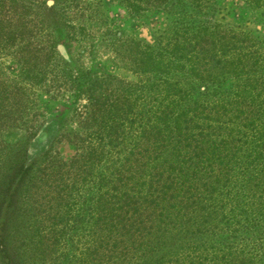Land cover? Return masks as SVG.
<instances>
[{
    "label": "rangeland",
    "instance_id": "1",
    "mask_svg": "<svg viewBox=\"0 0 264 264\" xmlns=\"http://www.w3.org/2000/svg\"><path fill=\"white\" fill-rule=\"evenodd\" d=\"M15 3L27 8L21 11L19 7L17 12L25 14V26L18 24L14 16L3 35L17 37L22 32L24 43H29L27 50H35L38 57V65H32V71L42 70L45 75L32 80L34 85L28 87L26 112L0 126V152L24 143L49 119L61 118L60 129L48 159L37 172L35 185L30 193L23 192L20 199L24 201L21 209L26 225L24 243L30 246L26 263L95 264L94 252L106 234L104 225L96 222L101 216L100 200L114 194L110 190L111 174L117 178L121 162L129 154L132 161L136 159L131 152L137 150L141 125L159 98L158 91L150 85L154 76L145 55L158 51L163 54L176 51L179 55L177 47L182 48L186 36L184 28L177 33L179 36L174 30L183 19L182 9L145 7L132 13L123 0H16ZM10 4L7 0L6 5ZM201 7L203 18L218 24L221 31L239 36L234 43L236 50L243 43L241 36H247L244 46L251 53L249 81L233 79L231 73L227 74L225 62L220 60L213 70L218 86L214 99L231 101L233 110L229 119L223 117L228 125L217 123L216 132L220 136H235L237 142L244 138L239 133L245 132L248 140L256 143L248 147L251 153L255 148L251 159L245 157L246 145L237 143L234 150L240 149L242 155L236 166L239 168L236 179L228 184L232 197L211 201L208 214L199 215L198 224L207 228L199 237L202 243L198 242H205L198 252L200 264H264V217L258 215L254 222L250 215L260 194L256 186L264 184V176L253 178L243 196L238 193L241 184L250 177L251 168L264 163V0L260 5L248 0H209ZM19 37L13 46L0 43V76L5 79L19 76L17 60L26 52L17 47ZM57 41L62 50L52 62L46 53ZM222 51L219 47L218 54H223ZM81 72L91 73L94 84L79 93L70 78ZM246 90L249 96L245 99L242 94ZM240 107L249 117L246 127L236 119ZM110 137L113 141H109ZM93 149L97 154L92 158ZM4 168H0V184ZM56 173L60 180L54 183L50 176ZM37 229L44 243L40 251L35 249ZM233 237L237 238L236 244H228L227 240Z\"/></svg>",
    "mask_w": 264,
    "mask_h": 264
},
{
    "label": "trees",
    "instance_id": "2",
    "mask_svg": "<svg viewBox=\"0 0 264 264\" xmlns=\"http://www.w3.org/2000/svg\"><path fill=\"white\" fill-rule=\"evenodd\" d=\"M8 1L12 5H6L7 0H0V43L13 46L20 36L17 47H20V52H26L18 57L20 68L16 79L0 76V126L7 119L14 121L15 115L26 112L28 87L34 85L32 80L45 75L42 70L32 71V65H38V57L35 50H27L29 43H24L22 32L17 37L6 38L3 35L8 21L14 16L18 24L25 26V14L17 12L19 7L21 11L27 8L19 6L16 0ZM123 1L132 13H139L145 7L164 10L180 7L183 19L176 23L174 31L179 36L177 33L184 28L186 37L182 48L177 47L179 55L176 51L169 54L147 52L145 55L152 67L149 71L154 76L150 85L158 91L159 98L150 116L141 125L137 150L131 152L132 155L135 153L136 159L132 161L129 154L121 162L117 178L111 174L113 186L110 190L114 194L108 198L103 196L100 200L101 216L96 222L104 225L106 234L98 242L100 245L94 252V262L200 264L198 252L204 248L205 242L201 244L199 237L207 228L198 224L199 215L208 212L211 201L232 197L228 184L236 179L239 169L236 166L242 155L240 149L234 150L239 145L237 143L246 145V158L251 159L255 153L254 147L252 153L248 147L256 142L248 140L247 133H239L244 138L237 142L234 141L235 136H220L216 132L217 123L228 125L223 119H229L233 110L231 101L217 102L214 99L218 86L213 70L217 69L219 60L225 62L227 74L231 73L233 79L243 83L249 81L250 72L247 70L250 68L251 53L248 46H244L249 38L241 36L243 43L237 49L240 52H237L234 43L239 36L231 31H221L218 24L201 16V5L209 0ZM248 1L260 5L262 0ZM219 47L223 48V54H218ZM59 50H62L61 44L58 41L52 43L46 57L55 62L60 55ZM227 52L231 55L228 56ZM91 75L78 73L70 78L71 85L81 93L94 84ZM182 81L188 87L183 86ZM242 96L246 99L249 92L246 90ZM237 111V121L246 127L249 120L247 111L241 107ZM60 122L61 118H51L21 145L0 152V162L3 161L0 168H6L0 184V264H28L26 252L30 246L24 243L26 225L21 215L24 201L20 202V199L23 192L30 193L31 186L35 185L37 172L49 157ZM109 141L113 139L110 137ZM96 154L97 150L93 149L92 158ZM260 163L251 168L250 177L241 184L238 193L242 196L253 178L264 176V163ZM57 176L58 173L50 176L54 183L60 180ZM256 187L260 189V194L250 211L254 222L258 215L264 217V184H257ZM35 234V249L40 251L44 245L42 236L38 229ZM236 241L234 237L227 240L230 245L236 244Z\"/></svg>",
    "mask_w": 264,
    "mask_h": 264
}]
</instances>
